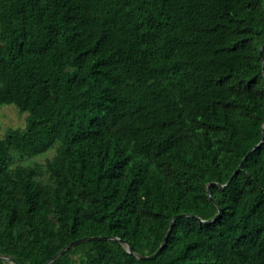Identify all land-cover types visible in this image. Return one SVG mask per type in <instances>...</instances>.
I'll use <instances>...</instances> for the list:
<instances>
[{
	"label": "trees",
	"instance_id": "16d2710c",
	"mask_svg": "<svg viewBox=\"0 0 264 264\" xmlns=\"http://www.w3.org/2000/svg\"><path fill=\"white\" fill-rule=\"evenodd\" d=\"M263 44L264 0H0V264H264Z\"/></svg>",
	"mask_w": 264,
	"mask_h": 264
},
{
	"label": "rangeland",
	"instance_id": "374dc122",
	"mask_svg": "<svg viewBox=\"0 0 264 264\" xmlns=\"http://www.w3.org/2000/svg\"><path fill=\"white\" fill-rule=\"evenodd\" d=\"M27 117L28 113H22L13 104H4L0 106V137H4L11 128H24L27 123ZM55 154L56 148H53L40 156L26 158L18 157L14 164L44 163L48 158H52Z\"/></svg>",
	"mask_w": 264,
	"mask_h": 264
},
{
	"label": "water",
	"instance_id": "95a60500",
	"mask_svg": "<svg viewBox=\"0 0 264 264\" xmlns=\"http://www.w3.org/2000/svg\"><path fill=\"white\" fill-rule=\"evenodd\" d=\"M263 48H264V44L261 47V54H263ZM262 130H263V136H262V140H261L260 144H262L264 142V126H263V129ZM260 144H258L257 146H255L252 150H254L255 148H257ZM246 157H244V159L241 162V164L239 165V167L234 171L233 175L231 176V178L229 179V181L227 182V184L233 179V177L241 169V166H242L244 160L246 159ZM210 196H211V194H210ZM211 198L213 199L212 196H211ZM186 215H188V214H179V215H176L173 218V220L171 222V225H170V228H169V230L167 232V235H166V237H165V239L163 241V244L159 247V249L156 252H154L151 255H141L139 257L142 258V259H153V258H155L160 253V251L163 249V246L165 245V243L168 241V238H169V236H170V234L172 232L173 226H174L175 219H177L179 217H182V216H186ZM220 215H221V209L219 208V213L216 215L215 219L218 218ZM112 238H114V237L113 236H86V237H83V238H79L77 240L72 241L68 246L64 247L59 252H57L46 264L51 263L53 260H55L57 257H59L65 250H67V249H69L71 247H74L75 245L80 244L82 242L89 241V240L112 239ZM126 247L128 248V250L131 253H133V250H132V248L130 247V245L128 243L126 244Z\"/></svg>",
	"mask_w": 264,
	"mask_h": 264
}]
</instances>
